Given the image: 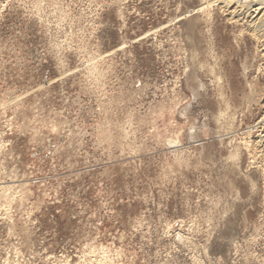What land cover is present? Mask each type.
Listing matches in <instances>:
<instances>
[{
    "label": "rangeland",
    "instance_id": "374dc122",
    "mask_svg": "<svg viewBox=\"0 0 264 264\" xmlns=\"http://www.w3.org/2000/svg\"><path fill=\"white\" fill-rule=\"evenodd\" d=\"M232 2L0 0V264H264V1Z\"/></svg>",
    "mask_w": 264,
    "mask_h": 264
},
{
    "label": "bare ground",
    "instance_id": "6f19581e",
    "mask_svg": "<svg viewBox=\"0 0 264 264\" xmlns=\"http://www.w3.org/2000/svg\"><path fill=\"white\" fill-rule=\"evenodd\" d=\"M231 1V0H230ZM251 1V0H250ZM250 1H241V0H236L235 1V3L236 4H233L234 3V0H233V2L232 3H230L231 5H238L239 7H242V10H243V6H246V5H249V3H250ZM261 1V0H260ZM264 1V0H263ZM253 3V2H252ZM255 3H257V2H254V4ZM262 3V2H261ZM230 4H228V6H230ZM254 4H252V5H254ZM258 5V4H257ZM260 5V4H259ZM231 7V6H230ZM251 7V6H250ZM254 7H255V5H254ZM246 10V9H245ZM258 13H256L257 15H256V18H255V20H254V18H253V20H254V25L256 26V29H258L259 27H261V26H263L262 28H264V4H261L260 5V7L258 8V10H256ZM239 12V11H238ZM242 12V11H241ZM248 12V11H247ZM251 12V11H250ZM234 13H236V11L234 12ZM245 13V12H244ZM242 14V13H241ZM250 14V13H249ZM248 14V15H249ZM247 15V16H248ZM238 16V15H237ZM238 17H240V16H238ZM244 17V16H243ZM242 17V18H243ZM237 18V17H236ZM253 25V26H254ZM252 26V27H253ZM251 27V26H250ZM250 29V28H249ZM251 30H253V29H251ZM250 30V31H251ZM260 30V29H259ZM262 30V29H261ZM263 32H264V30H262ZM257 32V31H256ZM261 32V31H260ZM258 33V32H257ZM263 34V33H262ZM261 33H260V35H262ZM255 35V34H254ZM258 35V34H257ZM256 36V35H255ZM260 38H261V36H260ZM262 39H263V37H262ZM258 40V39H257ZM262 140H264V138H262ZM262 142V141H261ZM264 142V141H263ZM262 146H263V144H261ZM260 147V146H259ZM256 155V154H255ZM233 156H235V155H233ZM232 156V157H233ZM233 159V158H232ZM236 159V158H235ZM257 161V160H256ZM254 163V162H253ZM239 171H240V169H239ZM263 175V174H262ZM254 183V182H253ZM242 199V198H241Z\"/></svg>",
    "mask_w": 264,
    "mask_h": 264
}]
</instances>
